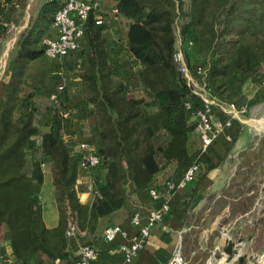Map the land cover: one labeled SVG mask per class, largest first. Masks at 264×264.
<instances>
[{"label": "trees", "instance_id": "16d2710c", "mask_svg": "<svg viewBox=\"0 0 264 264\" xmlns=\"http://www.w3.org/2000/svg\"><path fill=\"white\" fill-rule=\"evenodd\" d=\"M20 1L0 0V21ZM67 1H43L21 31L7 71L0 103V244L8 243L12 252L0 255V264H30L35 256L39 264H77L76 242L92 244L100 220L124 207L132 192L157 189L170 165L175 164L173 187L153 200L155 209L192 166H198L193 180L204 178L214 164L203 150L195 112L205 101L181 70L178 51L198 79L201 68L223 104L242 105L238 98L250 81L264 93V0H114L125 37L114 36L107 15L98 21L91 11L83 24L79 67L60 68L53 88L36 85L31 63L46 54L44 39L53 36L56 13ZM47 110L49 120L43 117ZM216 115L224 123L230 118L221 110ZM80 141L102 158L88 169L93 199L87 204L77 186L82 154L73 152ZM47 162L58 209L53 227L45 221L41 196ZM263 180L264 137L244 154L232 183L233 198L251 192L248 199L227 202L233 214L252 206ZM97 249L95 264L127 259L122 250ZM156 254L168 263L170 254Z\"/></svg>", "mask_w": 264, "mask_h": 264}, {"label": "crops", "instance_id": "0c3cea01", "mask_svg": "<svg viewBox=\"0 0 264 264\" xmlns=\"http://www.w3.org/2000/svg\"><path fill=\"white\" fill-rule=\"evenodd\" d=\"M34 1L27 0L26 7L23 8L26 1L21 0L16 2L18 6L7 11L9 16L7 18L16 19L19 26L16 36L12 39L14 47L21 31L31 20V5ZM115 4L114 0H105L103 9L111 22L114 36L124 38L127 27L121 17L114 16ZM53 33L54 30H51L50 34ZM73 55L77 57L76 62H78L73 65L70 62L65 63L64 60L67 58L63 56L51 57L45 54L34 60L30 66L34 83L53 88L54 86L46 82L51 70L47 68V64L45 66V62L62 64L64 65L62 69L77 68L81 62V55L79 53L77 55L76 52ZM59 76H61V72H59ZM260 93L262 92L259 88L253 95L244 90L238 101L252 104L254 101L251 97L260 96ZM81 100L82 97L78 96L77 101L81 102ZM70 103L74 104L75 101L72 100ZM255 105L250 106L248 115L237 118V122L232 125L231 129L227 128L218 133L215 141L205 150L214 166L206 170L204 178L198 183L192 180L184 186H179L169 196L170 211L168 216L151 227L150 234L139 253L131 259H126L122 264H165L157 257L156 253L162 249L165 253L170 254L171 259L179 245L181 254L192 264H211V261L222 264L223 260H217L213 253L218 245L220 249L217 250V253L221 252V247H225L224 244L229 238L237 241L243 240L239 252L248 255L247 263L251 262L250 260L260 264L264 262V180L261 183L260 194L248 210L233 214L231 203H227L228 201L238 203V201L248 199L251 194V192L245 193L243 196L233 198L230 192L232 183L236 180L240 170L244 154L255 149L258 145L257 135L264 131V115L259 114L260 111L255 109ZM46 113L49 116L47 120L51 119L52 111L47 110ZM44 170L45 182L41 192L44 201V218L47 225L53 227L58 223V209L55 203L50 162L45 164ZM174 170L175 164L170 165L162 173L161 183L157 187L160 193L168 190V183H170L169 180ZM92 182L90 170L82 169L78 174L77 186L80 189L79 196L83 203H90L93 199V191L90 189ZM153 202L148 193L132 192L130 200L124 207L100 220L97 237L91 239L92 244L96 247L105 246L112 252L119 251L120 245L128 242V238L123 234H118L114 240L105 241L103 238L105 228L112 224H119L128 232L135 233L136 227L131 222L133 212L140 211L145 220ZM189 243L194 246L190 247ZM78 244L79 242H76L77 247ZM11 252L12 248L8 243L0 244L1 256L9 257ZM40 260L39 256H35L31 259L30 264H39ZM104 264L112 263L107 261Z\"/></svg>", "mask_w": 264, "mask_h": 264}, {"label": "built area", "instance_id": "2783aa9c", "mask_svg": "<svg viewBox=\"0 0 264 264\" xmlns=\"http://www.w3.org/2000/svg\"><path fill=\"white\" fill-rule=\"evenodd\" d=\"M105 0H68L67 3L57 11L55 21L53 24L54 34L44 39L47 44L46 54L51 57L66 56L72 52L78 51L81 48V42L84 36L83 24L91 11L99 15L98 21L106 18L103 9ZM18 6V3H15ZM113 12H117V8H113ZM0 27L4 30L10 31L16 27L14 22L7 19L0 21ZM176 59L181 64V70L187 75L189 81H194V76L187 66L182 51L176 53ZM197 73L201 78L197 79V83L190 82L194 86V91L199 94L205 101L203 109H198L195 112V119L197 120V130L200 135L203 150L209 147L218 133L225 127L231 124V120L238 115H242L247 111L244 105H238L236 102L232 104H223L219 102L212 94L206 77L201 68H197ZM199 77V76H198ZM264 83V80H263ZM63 86L59 85L58 89ZM226 105V106H225ZM216 106L219 108L216 109ZM226 107L231 108L227 110ZM216 110H221L230 115L227 122L221 121L217 115ZM232 117V118H231ZM239 117V116H238ZM73 152L81 155L80 167L89 169L91 166H97L102 163V158L94 152L93 147L86 141H80L73 148ZM198 166H192L186 173L184 179L179 186H184L194 179ZM169 187H173L169 183ZM92 190V186H90ZM152 200L159 198L160 192L157 189H152L149 193ZM170 211V204L168 201L159 209L151 207L147 217L143 218L140 211L136 210L131 216V222L136 227L135 233H130L119 224H112L105 228L103 238L105 241L114 240L118 234H123L128 238V242L122 243L120 250H122L127 259L136 256L140 249L144 246L147 237L150 234L151 227L163 220ZM73 232L70 231L69 233ZM220 249L218 245L216 251ZM77 264H95L94 261L98 258V249L95 245L86 242L79 243L76 250ZM168 264H189V261L181 254V251H175Z\"/></svg>", "mask_w": 264, "mask_h": 264}, {"label": "rangeland", "instance_id": "374dc122", "mask_svg": "<svg viewBox=\"0 0 264 264\" xmlns=\"http://www.w3.org/2000/svg\"><path fill=\"white\" fill-rule=\"evenodd\" d=\"M43 1L44 0H35L34 1V3L31 5V15H34L36 13V11L40 7V5L43 3ZM26 3H27V0H26L25 4L23 5V8L26 7ZM10 17L12 18L13 16H10ZM14 18H15V14H14ZM7 20H9L11 22H14L15 25H16V27H13L10 31H7V29L4 30L5 33L1 34V36H0V103H1V99L4 97V93H5V83H6V80H7V71L13 65L12 58H13V55H14V50H15L14 48L15 47L12 44V41H13L12 39L14 38V36H16L15 34L18 32V27H19L18 24H17L18 21L16 19L15 20H12V19L8 18ZM180 23H181V21H179L178 25ZM180 42L178 41V44L179 45H180ZM74 53L75 52H72V53H70V54H68L66 56H63L64 58H67L66 60H64L65 63H69L70 62L72 65L76 63L77 57L73 55ZM76 54L78 55V51H76ZM60 57H62V56H60ZM46 64H47V68L49 70H51V71H49L50 75L47 77L48 81H46V82L49 85H52L53 86L54 84H56V81L59 79L60 68H62L64 65H62V64H56V63H52V62H45V66H46ZM65 65H69V64H65ZM131 73H132L131 71L126 70V75L130 79H132ZM196 78L197 77L194 76V81L191 80L190 82H192V84H193V82H195L196 84H198ZM131 86H133L132 83H131ZM258 88L259 87L256 86L255 83H253L252 81H250V82H248V84L246 85V87H245L244 90L248 94L253 95V94H255L257 92ZM251 98L253 99V101L256 104V105L254 104L255 105L254 106L255 109L258 110V111H260L259 114H263L264 115V93H260V96L257 95L256 97L254 95ZM247 103L248 104H246L245 102H243V104H242V105L245 104V106L247 107V111L244 114H242V115H238L239 117L237 116L236 118H233L231 120V124L229 126L225 127L224 129L230 128L232 126V124H233L232 121L234 119H237V118H240L241 116L243 117V116H246V115L249 114V111H250L249 108H250L251 104H249V102H247ZM83 107H85V106H83ZM216 108H219V106L218 107L216 106ZM226 108H227V110H231V108H229V107H226ZM85 109H87V108H85ZM85 111H87V110H85ZM43 117L45 119H48L49 116L46 113V111L43 112ZM263 137H264V131H261L257 135V140L259 141L260 138L262 139ZM215 139H214V141H215ZM224 245H227V244H224ZM221 248H222V251L221 252L223 254L221 252H219V253L214 252L213 253V256H215V258L217 260H223V263L222 264H232L233 260H231L229 258V256H227L224 253L223 247H221ZM208 259H209V257H208ZM208 259L206 260V262L208 261ZM217 263L218 262H216V261L215 262L214 261H211V264H217ZM189 264H192V262H189Z\"/></svg>", "mask_w": 264, "mask_h": 264}, {"label": "water", "instance_id": "95a60500", "mask_svg": "<svg viewBox=\"0 0 264 264\" xmlns=\"http://www.w3.org/2000/svg\"><path fill=\"white\" fill-rule=\"evenodd\" d=\"M242 242H243L242 239L237 241V240H234L232 238H229L226 241L227 245H225V247L223 248V251L227 256H229V258L231 260H233L232 264H249V263L250 264H260L256 261H252V260H250L251 262L247 263L248 255L241 254L239 252V248L241 247ZM177 251H180V245L177 248ZM261 264H264V262Z\"/></svg>", "mask_w": 264, "mask_h": 264}]
</instances>
